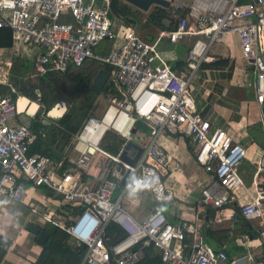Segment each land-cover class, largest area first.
<instances>
[{"label": "built area", "instance_id": "obj_1", "mask_svg": "<svg viewBox=\"0 0 264 264\" xmlns=\"http://www.w3.org/2000/svg\"><path fill=\"white\" fill-rule=\"evenodd\" d=\"M168 8L173 28L161 35L172 43L185 35L197 37L179 70L159 55L161 36L148 41L135 25L117 27L111 0H0V27L11 30V48L21 46L31 61V76L66 74L87 62L112 66L99 98L57 160L29 151L35 139L30 121H20L24 113L16 111L14 98L0 92V196L66 231L84 249L80 264H134L149 245L162 264H240L224 246H210L201 229L202 210L227 204L234 205L236 216L256 222L264 242V145L252 161L256 169L247 186L238 174L247 148L212 127L191 91L201 63L211 60L206 53L212 43L223 33H235L241 57L254 73V102L264 128V0H170ZM184 8L187 13L178 14ZM103 40L112 46L95 51ZM100 100L106 104L95 111ZM109 134L120 140L114 153L103 146ZM175 135L189 138L195 162L209 175L199 182L195 212L173 223L155 207L137 219L132 212L143 192L160 201L172 199L163 174L175 157L161 138ZM128 141L143 148L133 164L120 158ZM135 151L127 150L131 157ZM97 154L104 159L92 173L88 167ZM174 168H181L179 161ZM26 183L64 207L30 196ZM126 197L134 199L133 208L125 207ZM262 253L247 249L240 259L264 264Z\"/></svg>", "mask_w": 264, "mask_h": 264}, {"label": "crops", "instance_id": "obj_2", "mask_svg": "<svg viewBox=\"0 0 264 264\" xmlns=\"http://www.w3.org/2000/svg\"><path fill=\"white\" fill-rule=\"evenodd\" d=\"M180 1L186 3L192 2V0L191 1L180 0ZM134 7L137 8L136 6ZM150 9L151 8H149L146 11L140 9L141 11L144 12V15L140 17L142 22L146 20V15ZM113 15L116 18V23H118L119 26H123L124 24L123 20L118 18L115 14ZM163 23L165 25H169L170 24L169 18L163 19ZM165 31L168 30H161L156 38L153 37L152 41L157 40L161 36L160 40L157 42V49L160 52L161 58L164 59L169 58V62H170L172 60H176L179 56V53L178 50H176V48L173 47L164 48V43L166 41H169L165 36L161 35V32H165ZM162 37L165 38L164 40L161 41V39H163ZM196 38L197 37L195 36L191 37L190 35H185L183 40H180L178 43L182 44V46L185 47L188 51L190 45ZM110 41L111 40L101 41L97 45L96 50L102 53L107 52L113 44V42L111 41V45H110ZM169 43L172 44V42L170 41ZM10 48L11 46L8 49ZM22 50L23 49L20 46L18 48V51L22 52ZM186 54L187 52L185 53V56ZM206 55L210 56L211 60L203 61L201 63L198 71L196 72L192 80L191 91L196 101L197 109L203 117L208 118L210 120L213 128H222L226 130L230 135H232V138L234 140L239 141L241 144H243L247 148V153L249 150L252 149L249 164L255 165L253 164L252 161L255 160L257 156L260 154L261 148H255L252 146L254 144L250 137L247 127L259 121L261 123V127L263 128L261 116L250 115L249 111L247 112L246 115L245 114L240 115L241 108L235 103L234 99L225 98L222 95V94H226V95L229 94L231 97L236 98L237 100H247L248 106H250L252 109L254 108L257 109V106L254 102V89H253L254 73L252 72V67L247 66L243 58L241 57L239 41L235 33L221 34L212 43ZM21 56L22 57L17 56L14 59L19 58L25 67V64L27 63L28 59L25 58L23 53L21 54ZM220 57L229 58L230 61L232 62V68L231 69L227 67L209 68L202 66L203 63H208L217 60ZM90 64H97L98 66H96V69L93 71L81 70L83 68L85 69ZM29 65L30 68L28 70L24 68L25 74L27 76L30 75L29 72L32 67L31 63ZM101 66L103 65L98 63L87 62V64H85L84 67L72 69L71 71H69L68 74L80 73L82 75V81H85L86 77L90 75L92 81V78L94 77L96 71ZM5 77L6 76L4 74V77L0 78V80L5 82L6 81ZM83 84H85V82ZM74 85L81 87L79 86V84L76 83H74ZM246 90H248L251 93V97L247 96L248 94L246 93ZM100 94L101 92L99 93V96ZM27 97H29V95H27ZM29 98L33 101H36L31 97ZM61 101L66 104L64 100ZM217 106L223 108L224 111H218ZM38 108L36 112L38 111ZM36 112L32 117H28V118H30V120L34 118L36 116ZM43 114L45 115V112ZM235 115H238L237 119H235ZM41 117H42V121L43 119L47 118L46 115L45 117L43 116ZM47 119H51V118H47ZM244 124L247 125L246 132L248 137H246V134L241 132L242 129L244 128ZM140 127H142L141 129H143V131L147 132V128L143 127L141 123H140ZM161 140L163 141V145L168 150V152H170L175 157V159H172V161L170 162L171 167L168 168V170L163 174V179L165 176H169L166 179L167 181L166 187L172 192L173 194L172 199L169 201H160L156 196L148 192H143L139 197L140 207L135 209L132 213L135 218L143 219L144 216L148 212L153 210L155 207H160L164 211L167 219L170 222L176 223L184 217L191 218V216L194 214L195 202L197 198L195 199L194 203H191V201H189V192L190 190H192L195 193L199 194V188H200V185L198 186L199 182L205 181L209 177V175L205 173L203 169L195 162L193 152L191 151L193 145L187 136L175 135L172 136L170 139H167L166 137H162ZM69 142L70 141H68L67 144ZM67 144L63 146V149L61 151L65 149V146ZM187 153L191 154V156H188L187 158L188 160L185 162L184 155ZM175 160L179 161L181 164V168L179 170L174 168ZM176 172L179 173L178 177L179 176L182 177L178 181L177 178L175 177ZM252 176L253 173L251 174L250 177L245 176V180L251 183ZM244 183L246 184V182ZM26 185L28 187V192L30 196H36L39 197L40 199L45 198L44 203L53 202L54 205L57 204L60 207H64L62 205V202L59 201L58 198H54L50 195L49 197H46V193L42 189L36 187L34 188L29 183H26ZM246 185L249 186V184ZM119 189L120 187L117 188L116 191ZM118 193L119 192H117V194ZM5 198L6 197L4 196H0V202ZM124 205L127 208L134 207V204H131L130 201H128L127 199ZM148 205L151 207L148 208L147 207ZM0 206H1L0 234L10 238L11 240V243L9 247L6 249L0 261V264H34L37 256L39 255L42 249V245L38 243L35 236L26 229V224L30 222L34 225L40 226V228L45 230L47 233L48 231L45 229V227H48L47 225H54V226L57 225L42 220L38 216H36V218L38 217L37 221L39 222L32 221L30 218H27V215L24 214V211L27 214L29 213L33 214L25 206L21 205L23 209L20 210L18 213H15L12 208L10 209L11 204L9 208H4L2 205ZM231 206H233V212L231 218H226L223 216L215 217V213H214L215 210H209V209H207L206 211L202 210L199 213V217L201 218V222H202L201 229L204 238H205V233L207 232V236L209 240H206V238L205 240L210 246L216 249L224 246L226 249V253L229 254L228 255L229 257L237 259L240 264H248V259L246 257L240 259L242 258L244 250L249 249V251L253 252L254 254L261 255L263 254L262 252L264 249V244H263L264 242L262 239H260L259 234L255 228L256 222L247 220L245 218H243L244 220H242L238 215L237 216L235 215L234 205ZM5 224L8 226H5ZM15 224H17V226ZM245 224L246 227L244 228L243 225ZM15 226L17 228L13 229V227ZM59 228L62 229L61 227ZM240 228L242 229V231L239 230ZM222 230H225V235L223 236L224 237L223 239L217 236V234L221 233ZM236 230L238 231L237 235H235ZM245 235H247V237ZM68 236L70 242L76 244L74 239L69 234ZM0 246H1V241H0Z\"/></svg>", "mask_w": 264, "mask_h": 264}, {"label": "trees", "instance_id": "obj_3", "mask_svg": "<svg viewBox=\"0 0 264 264\" xmlns=\"http://www.w3.org/2000/svg\"><path fill=\"white\" fill-rule=\"evenodd\" d=\"M244 1V0H241ZM111 9L112 13L115 14L118 18L122 19L124 25H135L137 26L138 31H142L139 28L142 15L144 12L138 8H135L131 4L123 1V0H111ZM188 9L184 8L182 10H178V14L185 15ZM169 18L170 24L165 25L163 23V19ZM173 19L170 17L169 8H164L159 5H154L148 11L146 15L145 22L143 21L144 26H151L152 31L142 33V37H144L148 41H152L153 39V30L158 28L160 30H170L173 28ZM111 45V41H110ZM12 46V37H11V30L8 27H0V49L9 48ZM173 47L178 50L179 56L176 60L170 61V65L173 69L179 70L181 69V62L182 59L185 57V53L187 49L182 46V44L176 43H169L166 41L164 43V48ZM161 50V49H159ZM97 51V50H96ZM181 60V61H180ZM180 61V62H179ZM179 62V64H178ZM203 67L209 68H224L227 67L229 69L232 68V62L229 58L220 57L217 60L203 63ZM24 68L28 70L30 68L29 63L27 62L24 65L19 58L14 59L11 61V66L9 70V79L10 81H14L15 84L18 83L19 79L24 76ZM47 82H42L40 84L45 85L48 90H54L53 85L55 88H58L61 79H68L73 83L79 84V86H83L82 75L80 73H66V74H58V73H47ZM84 78V77H83ZM91 81L90 75L86 77L85 83L86 90L92 92L89 88V83ZM39 87V86H38ZM108 87V85H107ZM106 87V88H107ZM40 88V87H39ZM24 92V95L29 94V90L26 88L21 89ZM0 92L4 94H11L12 98H15V93L12 91L11 86L2 85L0 84ZM36 94V92H34ZM95 96H87L86 99V108L75 114L73 110H69L67 113L63 114L60 118L55 119V122L49 121L45 123L42 121V117L40 118L39 114H36L34 118L30 120V127L35 133V139L30 145V152L33 153H40L50 156L51 158L57 160L60 158L61 150L63 146L67 144V142L72 137L73 133L78 128L84 113L86 112L87 108L93 102ZM81 118V119H80ZM51 122V123H50ZM120 140L117 139L114 135L109 134L103 142V146L108 149L110 152H116L119 147ZM104 157L101 154H97L95 160L91 163L93 166L97 161L103 160ZM239 217L243 219L242 216ZM246 222V221H245ZM246 227V224L243 225ZM45 229L49 233V237L44 245H42V249L39 255L36 258L34 264H80V261L83 256L84 249L81 246L70 242L68 234L57 226L49 225L45 227ZM239 230L242 231L240 228ZM211 233V232H210ZM222 235H225V230L221 231ZM206 240L208 239L207 232L205 233ZM0 261L9 247L11 240L10 238L0 234ZM229 255V254H228ZM134 264H162L160 255L154 249L152 245L144 247L142 249V257L135 262Z\"/></svg>", "mask_w": 264, "mask_h": 264}, {"label": "rangeland", "instance_id": "obj_4", "mask_svg": "<svg viewBox=\"0 0 264 264\" xmlns=\"http://www.w3.org/2000/svg\"><path fill=\"white\" fill-rule=\"evenodd\" d=\"M189 1H191V0H189ZM139 22H140L139 28L142 29V31H139V34L141 36H142V33L152 31L151 26H144L142 21H139ZM165 22H167V21H165ZM116 25L119 28V24L117 23ZM160 31H161L160 29L155 28L153 30V37L156 38L158 36V34L160 33ZM162 38L163 39H161V41L164 40L165 37H162ZM96 49H97V47L95 48V51H96ZM21 54H22L21 51H18V50L13 49V48L0 49V78H3L4 74H5L6 81H5L4 85L9 84L11 86L12 91H14V93L16 94L15 98H17L20 95H24V92H22L21 89L27 88L29 90V94H28L29 97L36 100L39 104V108H38V111L36 112V114H39L40 117L41 116L45 117V115L43 114L44 111H47V109L50 108L51 105L58 100H64L66 102L67 107H66L64 114L67 113L69 110H73V112H75V114H78L79 112L83 111L86 108L85 104H86L87 96H89V95H90V97L95 96L92 103H94V101L97 100V98H99V94H96L94 92L88 93V90H86V88H87L86 85L88 83H85V84H83V86L78 87L77 85H74V83H72L70 80H68L66 78L64 80L61 79L60 83L56 84V85H59L58 88H55V85H53L54 90H52V91L48 90V88L45 85L40 84L42 82H47V77H46L47 75H41V76L29 75V76H27L24 73V75H26V76H23L21 79H19L17 84H15L14 81L11 82L9 79V70H10V66H11V61L17 56L22 57ZM25 58H27V57H25ZM27 62L29 64L31 63V61L29 59L27 60ZM96 66H98V65L97 64H90L85 69L83 68L81 70L93 71L96 69ZM83 83H84V81H83ZM34 92H36V94H34ZM246 93L248 94L247 95L248 97H251V93L248 90H246ZM222 95L225 98L234 99L235 103L238 106H240V108H241L240 115H243V114L246 115L247 112L249 111L250 115H259L260 116V113L256 108L252 109L250 106H248L247 100H237L236 98L231 97L229 94L228 95L222 94ZM105 104H106V100H102V101L100 100L99 104L97 105L98 107L95 111H97L102 106L104 107ZM90 108H91V105L88 106V109L84 113L83 118H84L85 114L89 111ZM217 109H218V111H224L223 108H220V106H217ZM83 118H82V120H83ZM237 118H238V115H235V119H237ZM18 119L20 121H22L23 123H27L30 121V118H28V116H24L23 114H21L18 117ZM50 121L55 122V119H50ZM246 126L247 125L244 124V128L242 129L241 132L246 134V137H248L247 132H246ZM247 128H248V132H249L250 137H251L253 144H254L252 146L255 148H262L264 145V129L261 127V123L259 121H257L254 124H252L251 126H248ZM167 139H170V137H167ZM251 152H252V149L248 151V153L245 157L244 163H242V165L238 168V174L241 177V179L244 182H246V184H250V182L245 180V176L250 177L251 174L253 173V171L256 169L255 165L249 164ZM188 156H191V154L187 153L184 155L185 162L188 160L187 159ZM178 175H179V173L176 172L175 177L177 178V181L182 178L181 176L178 177ZM168 177L169 176L164 177L165 183L167 182L166 179ZM198 186H199V184H198ZM119 190H117L115 192L114 197L116 196L117 192H119ZM198 196H199L198 193H195L194 191L190 190L189 201H191V203H194L195 199ZM128 198L129 197H126V199H128ZM128 201L132 202V204L135 203L134 199L133 200L128 199ZM10 204H11L10 209L12 208L15 213H18L20 210L23 209L22 206H20L17 203L12 202L11 200H9L7 198L3 199L0 202V205H2L4 208H9ZM147 207L150 208L151 206L148 205ZM232 212H233V206H231L230 204H227V205H225L219 209H216L214 211L215 217L223 216L226 218H231ZM24 214L27 215V218H30L32 221L39 222V221H37L38 217L36 218V215L30 214V213L27 214L25 211H24ZM15 225L17 226V224H15ZM5 226H8V225L5 224ZM16 226L13 227V229L14 228L16 229L17 228ZM47 226H49V225H47ZM237 234H238V231L236 230L235 235H237ZM217 236L221 239L224 238L221 233H218Z\"/></svg>", "mask_w": 264, "mask_h": 264}, {"label": "water", "instance_id": "obj_5", "mask_svg": "<svg viewBox=\"0 0 264 264\" xmlns=\"http://www.w3.org/2000/svg\"><path fill=\"white\" fill-rule=\"evenodd\" d=\"M124 1L144 11L148 10L153 5H160L166 8L170 6V0H124ZM111 69L112 66L109 64H104L103 66H101L96 71L94 77L92 78V81L89 85L90 90H92L96 94H99L108 80ZM20 98H24L26 100V104L24 108L23 107L20 108L19 106L18 102ZM33 105H35V108L37 110V108L39 107L38 102L31 100L26 95H20L17 98H15L16 111L18 113H24V115L28 117H32L36 112V110L32 114H30L29 112L31 106L32 108L34 107ZM66 107L67 106L64 102L58 100L53 105H51L50 108L47 109L45 114L47 118L58 119L62 116V114L66 110ZM43 122L46 123L48 122V120L43 119ZM131 147L136 150L135 154L132 157L129 156L127 152V150L130 149ZM142 149H143L142 146L138 145L137 143L133 141H128L125 146V149L122 151L120 155V158L127 161L130 164H133L138 159L139 155L142 152ZM128 174H129V170H127L126 173L124 174L121 180V184H124ZM26 229L35 236L37 242L40 243L41 245H43L48 239L49 234L45 230L41 229L40 226L34 225L29 222L26 224Z\"/></svg>", "mask_w": 264, "mask_h": 264}, {"label": "bare ground", "instance_id": "obj_6", "mask_svg": "<svg viewBox=\"0 0 264 264\" xmlns=\"http://www.w3.org/2000/svg\"><path fill=\"white\" fill-rule=\"evenodd\" d=\"M159 55H160V52H159ZM161 56V55H160ZM19 106H20V108H24V106H25V104H26V100L24 99V98H20L19 99ZM34 107L32 108V106H31V108H30V114H32L35 110H36V108H35V105H33ZM56 111V110H55ZM54 111V112H55ZM53 112V113H54ZM55 114V113H54ZM101 163V161H97L93 166L90 164L89 165V167H88V170L90 171V172H92V173H96L97 172V169H98V166H99V164Z\"/></svg>", "mask_w": 264, "mask_h": 264}, {"label": "clouds", "instance_id": "obj_7", "mask_svg": "<svg viewBox=\"0 0 264 264\" xmlns=\"http://www.w3.org/2000/svg\"><path fill=\"white\" fill-rule=\"evenodd\" d=\"M168 62H169V59H168ZM2 85H4V84H2ZM8 85V84H7ZM27 96V95H26ZM14 100H15V98H14ZM45 113H46V111H44ZM65 112V111H64ZM46 115V114H45ZM26 116V115H25ZM47 119V118H46ZM52 119V118H51ZM48 120V122L50 121V119H47Z\"/></svg>", "mask_w": 264, "mask_h": 264}]
</instances>
